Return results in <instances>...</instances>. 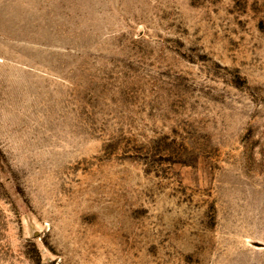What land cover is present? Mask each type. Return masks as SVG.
Wrapping results in <instances>:
<instances>
[{
    "label": "rangeland",
    "instance_id": "rangeland-1",
    "mask_svg": "<svg viewBox=\"0 0 264 264\" xmlns=\"http://www.w3.org/2000/svg\"><path fill=\"white\" fill-rule=\"evenodd\" d=\"M0 264H264V0H0Z\"/></svg>",
    "mask_w": 264,
    "mask_h": 264
}]
</instances>
